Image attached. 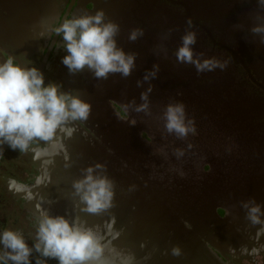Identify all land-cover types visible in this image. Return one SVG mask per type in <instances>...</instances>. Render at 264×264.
Listing matches in <instances>:
<instances>
[{
  "label": "flooded vegetation",
  "instance_id": "obj_1",
  "mask_svg": "<svg viewBox=\"0 0 264 264\" xmlns=\"http://www.w3.org/2000/svg\"><path fill=\"white\" fill-rule=\"evenodd\" d=\"M30 1L0 0V13L3 15H0V21L3 23L0 27V62L11 57L22 66L37 67L44 73L45 83L62 84L64 91L78 92L81 98L89 92L85 90L88 89L86 86L95 88V82H98V88H101L103 85H107L105 82H108L109 79L97 80L87 69L73 77L61 64V57L65 53L61 46V37L55 34L54 29L65 19L83 13L94 14L96 10L103 9L108 19H113V21L118 19L130 24L129 31L137 27L142 28L144 34L147 33L150 24H155L159 20H166L169 24L174 20L181 24L183 22L185 29L188 28L186 21L191 19L194 25H192L193 29L199 31L196 35L198 44L193 48L194 52L203 53L202 59L226 60L228 66L223 71L216 69L211 72L199 73L198 79L197 76L193 79V85L188 84L192 89L193 97L190 96L192 93L189 94L186 91V86H183V92L172 93L174 98L187 97L181 98L179 101L183 104L186 103L187 117L195 122L196 133L190 134L187 141L179 140L174 135L167 133L160 138L158 131L163 133L164 129L158 125L153 128L152 120L139 119L140 113H136L137 119H139L138 123L141 124L140 133L145 135L144 138L153 139L152 134L150 137L147 131L149 128H153V135H158L154 141H148L151 148L142 152L156 159L161 167L162 176L166 177L169 183L173 179L176 167L183 166V171L191 172L189 175L196 178L199 165L206 169L210 167L208 161H215L216 169L222 173L220 180L225 181L217 184L216 180L204 178L202 173H198L200 188H202V181H206L209 186L217 185L219 187L220 197H237L239 202L249 198H260L264 195V191H262L264 183L254 186L251 183L253 180H257L256 177H260L263 170L259 168L264 166V45L259 43L258 35L250 32V28L253 26L251 17L257 11L256 0H54L56 3L53 4V11H50L51 1L45 0L43 15L42 0H39L41 4L35 1L37 8L35 16L31 15L27 9L30 6L28 4ZM194 9L195 12H193ZM107 12L112 13L113 16L110 17L111 15L109 16ZM190 13H193L194 16ZM196 15L197 17H195ZM32 16L35 17V20L31 24ZM46 20V26L42 31V21ZM23 22H25V26L21 27ZM239 22L243 25L242 29L234 27V25H240ZM31 26H34V29L31 30ZM30 33L34 35H30ZM178 34L176 33V37L180 41L178 43L180 45L179 36L181 34ZM27 36H29L28 41H26ZM159 36L164 35L158 33L155 36H149L150 40L146 43H150L151 46L145 45L143 49L148 48L145 51H141L143 49L136 50L138 47L136 44L140 45L138 40L136 42L129 41L131 46L127 52L136 50L138 54L136 68L127 78L119 76L121 81L129 85L136 84L137 80L143 78L142 71L150 70L155 64L154 61L164 62L162 64L166 69L179 66L175 63L174 52L177 48L173 46L172 41L164 44L165 48L169 47L166 55L164 53L161 57L154 58L155 51L160 49L156 44L152 47V44ZM173 36L171 35V37ZM123 38V35L116 37L118 46L125 48L127 43ZM139 39L141 41L142 37ZM189 68L193 74H196L194 66L190 65ZM177 71L178 79L187 76L186 71L179 69ZM88 76L94 79L89 80ZM162 76L163 80L169 82L170 77L165 78L164 73ZM151 84L155 88L159 83L156 79H152ZM144 86L141 90L126 86L130 91L135 90L134 96L131 94L122 95L123 99L132 97L131 99L135 98L136 103H141L140 93L147 88V82L144 83ZM110 93L104 88L101 99L113 103L120 117L125 118L127 114L124 113L121 104L115 100L117 99L116 93L113 95L115 99L110 96ZM104 106L105 109L109 108L105 104ZM155 118L156 115L153 120ZM78 122L87 128L83 122ZM115 126H118L119 129L116 131L119 143L131 144L140 140V138L126 140L123 135L127 133L129 127L125 123L121 127L117 121ZM121 128L124 130L122 133ZM129 131L133 134L131 130ZM222 136H227L230 142H227V139ZM188 143L193 145L190 150L187 149ZM184 144H186L185 155L178 160L173 155V149L179 147L183 149ZM44 147L45 145L38 142L34 144L33 150L20 153L5 145L3 157H0V231L12 229L22 232L29 245L33 242L31 237L35 231L34 226L39 209L42 208V194L46 195L48 191L45 188L42 192V149ZM120 149L122 160L129 156L131 158L132 156L133 158L141 157V153L139 154L136 150L134 154L126 155L127 147ZM36 152L41 153L39 158L35 156ZM206 154L208 155L207 159H204ZM257 158H260L259 164H253ZM123 168L121 167L124 171ZM241 169H244V175H240ZM194 178L192 179L195 180ZM38 179L41 182L35 185L34 190L27 191V197L20 194L21 187H26L22 185H32ZM56 179L60 180L61 178L57 177ZM43 181H46L45 177ZM183 185L189 188L187 182H183ZM200 188L195 189L199 191ZM201 196L203 206L205 205L204 193ZM36 198L40 199L39 202ZM217 212L223 215L226 210L218 206ZM255 240V247L252 246L251 253L244 251L238 256H231L227 252V256H224L217 251V255L225 264H264V252L259 249L262 247L261 242L264 240V235H256L254 238L248 239L250 243ZM48 264H57V262L48 260Z\"/></svg>",
  "mask_w": 264,
  "mask_h": 264
},
{
  "label": "clouds",
  "instance_id": "obj_2",
  "mask_svg": "<svg viewBox=\"0 0 264 264\" xmlns=\"http://www.w3.org/2000/svg\"><path fill=\"white\" fill-rule=\"evenodd\" d=\"M256 6L250 32L258 35L259 43L264 45V0H256ZM186 23L188 28L192 27L191 19ZM234 27L242 29L243 25ZM120 31V25L108 19L103 9L96 10L94 14L83 13L65 19L54 29L55 34L61 37L65 53L61 64L72 75L87 69L97 80H107L114 74H120L121 78L131 76L138 54L125 52L118 46L116 37ZM171 31L169 29L161 39H168ZM143 36L144 30L137 27L128 32L127 38L135 42ZM180 40L174 52L177 63L194 66L198 74L227 68L226 60L202 59L203 53L194 52V31L186 30ZM158 48L167 54L163 44ZM158 73V64L145 70L143 78L136 81L138 88L146 82L148 84L140 93L141 103L137 104L135 98L123 103L124 113L152 115L151 80L157 78ZM91 110V103L82 99L78 92L64 91L62 84L55 82L45 83L44 73L37 67L22 66L11 57L0 62V157H3L5 145L13 151L27 153L38 142L45 145L44 154L48 157L61 154L65 151L64 141L71 139L76 132L75 123L87 121ZM158 119L163 122L164 131L179 140L186 141L190 134L196 133L195 122L187 117L181 102L170 101ZM128 123L134 126L137 121L132 118ZM192 147L191 143L187 144V149ZM40 155V152L35 153L37 158ZM173 155L179 160L185 155V149L175 148ZM80 172L81 175L71 184L74 207L94 216L107 213L110 218L101 224L88 225L79 215L69 219L41 208L31 245L22 232L12 229L0 231V264H33V260L34 264H48V260H55L57 264H134L132 253L117 250L111 245L121 232L114 228L116 220L110 212L115 207V182L108 176L106 165L97 162L80 169ZM38 182L41 181L38 179ZM134 188L130 187L129 191ZM241 206L246 210V219L251 225L264 226V219H261L264 211L254 198L241 201ZM108 236L111 239H107ZM170 252L174 257L182 255L179 245L171 246Z\"/></svg>",
  "mask_w": 264,
  "mask_h": 264
},
{
  "label": "water",
  "instance_id": "obj_3",
  "mask_svg": "<svg viewBox=\"0 0 264 264\" xmlns=\"http://www.w3.org/2000/svg\"><path fill=\"white\" fill-rule=\"evenodd\" d=\"M35 1L41 4L39 0H31L28 4H35ZM44 1L45 0H42V15L45 10ZM0 15H2V13H0ZM34 20L35 17L32 16L30 18L31 24ZM46 23L47 20L44 22L42 21V31L44 30ZM239 23L241 24V22ZM252 23L254 24L253 20ZM166 27L165 30H167L166 33H168V30L171 29L172 26L168 22ZM32 28L33 26H31V29ZM177 29L178 28L172 29L170 37L166 40L161 39L163 36L157 37L154 44H152V47L153 45L155 46V44L156 46H159L172 41L175 44L173 46L177 48L179 46V44L176 43L178 38L175 35ZM158 33L160 35L166 34L163 30H159ZM171 35L174 36L171 37ZM123 40H125L124 42L127 43V46L122 48L127 52L131 45H129L128 39L123 38ZM138 41L140 42V39H138ZM136 45L139 46V44ZM195 46L196 45H193V48ZM175 63L179 66L182 65L181 63H177V61ZM195 72L196 74H193L191 81H189L186 76L182 78L185 81L183 86H188V84L193 83V79L199 75L196 70ZM119 76L120 74L109 75L108 82H105L107 85H103L101 88H98V86L95 88H89L85 85L88 88L85 90L89 92L82 97V99L91 103L92 112L95 111V113H97L98 109H100L101 111L97 113L101 118L100 121H104L112 127V136L107 140V149L94 147V144L98 143L97 140L101 141L103 138L101 132L98 130L99 128L94 124V117L92 116H90L87 121H81L87 128H84L78 121L75 123L76 134H74L71 139L64 141L65 151L61 154L54 157H48L44 154L45 147L42 149V192L45 188L48 190L46 195L42 194V208H47L52 215H65L66 218L69 219H71L73 215H79L88 225L101 224L103 221H107L110 218L107 213L103 216H94L81 212L79 208L74 207L75 198L72 195L73 189L71 184L73 179L78 178L81 175L80 169L99 162L106 165L108 176L115 182V207L110 209V212L115 216L116 222L114 228L120 231L121 235L117 239L112 240L111 245L117 250L132 253L135 257L134 264H207L208 260L211 261L210 264H225L218 257L217 251L221 252L224 256H227V252H229L231 256H238L244 251L251 253L252 247L248 239L254 238L258 234H264V226L250 224L246 219V210L238 205L239 199H237V197H220L219 187L217 185H214L213 187L209 186L206 181H202V188L197 184L200 181V178L197 177L198 173H202V177L210 179H216L222 175L219 170L213 171L215 167L217 168L215 161H208L210 166L208 170L203 169L201 165H199L198 170L196 171V178L189 175L191 172H181L179 168L176 167L174 171L175 176L169 183L171 187L161 185L162 192L156 188L157 183H160L159 180L163 178L161 167L154 157L151 155H145L142 152L146 149H150L151 145L149 142H146L141 138V124L138 122L139 119L146 118L149 121H153L151 122L153 128L158 125L162 129L163 122L159 120L158 117L153 120L154 114L157 113L155 111L156 106H151V116H145L143 113H140V118L137 119V114L130 111L129 113H126L127 116L125 118H122L117 110H115L113 103L108 101L105 102L101 99L103 98L101 93H104V88H106L111 92L110 96L112 98L115 97L113 95L116 93L117 99H113L122 105L125 101L132 100V97H126L123 99L124 97H122V95L127 94L128 96L131 94L134 96L135 90H141L145 87L138 88L136 84L129 85L124 81H121ZM90 79L94 78L90 76ZM176 79H178V77H176ZM126 86L135 90L130 91L129 87ZM190 96L193 97V93ZM181 98H171L169 102H180L179 100ZM168 103H161L162 110ZM104 104L109 106V108L105 109ZM184 106L187 107L186 103ZM185 110H188V108ZM132 118L137 121L134 126L128 123V120ZM117 121L121 124V127L124 126L125 123L126 126L129 127V130L133 132V134L125 133L123 135L126 137L127 141L136 138L142 139L137 140L138 144L132 142L131 144L123 145V147L125 146L127 149L133 146L141 149V153H143L141 155V160L144 161V163L142 162L143 165H141L143 169L142 172L140 168V171L136 169L128 170L127 168H123V171L121 169V167H125L124 161H127L129 166L133 167V165L137 163V161H135L136 158L134 160L133 158L131 160L128 158L122 160V157L117 155H114L113 157L112 155L111 150H118L119 152L120 148H114L116 142L119 140L118 134L116 133L119 129L118 126H115ZM96 122L99 121L96 120ZM153 128H149L147 131L149 132L150 137L152 134V140L154 141L156 137L158 138V135H153ZM129 130L127 129V132H130ZM123 131V128H121V133ZM158 132L160 138L166 134V132ZM128 151L129 150H126V153H128ZM207 156L208 155L206 154L204 159H207ZM49 159L51 160L50 164L47 163ZM128 175L132 176L131 180H129ZM44 177L46 178L45 182L43 181ZM57 177H60L61 179L57 180ZM185 177H188L187 180ZM143 178H145L144 183L137 180ZM189 179L195 181L196 185L194 186V189H201V191H197L196 193V201L199 199L202 200V193L208 196L207 202L209 203L206 202V205H201L202 207L200 206V209H195L193 206L194 204L185 205L187 201H177L178 195H181L185 191L183 188L180 189L183 182H189ZM135 180H137L136 183ZM129 182L133 184H129ZM35 185H38V180L32 185H22L26 187H21L22 191L20 194H24V196L27 197V191L30 192V190H34ZM132 186H135L134 190L129 191ZM14 187L19 189V187ZM134 192H138L139 195H130V193ZM166 193L176 194L175 197L177 196V198L174 200L173 197H170L171 194L170 196H167L165 195ZM155 195L166 198L170 204V209H155L152 206L155 200ZM263 196L264 195L260 196V198H255L257 203L261 205L262 211H264ZM36 199L37 202H39L40 199ZM130 203L134 204V210L129 208ZM218 206L225 208V215L222 216L217 212L216 209ZM233 209H235V211L231 214ZM236 212L238 213L236 214ZM261 219H264V216H262ZM238 227L239 230H237ZM224 228H226L227 232L224 231ZM106 238L111 239L110 236ZM173 245L180 246L182 249L181 256L174 257L171 255L170 248Z\"/></svg>",
  "mask_w": 264,
  "mask_h": 264
},
{
  "label": "bare ground",
  "instance_id": "obj_4",
  "mask_svg": "<svg viewBox=\"0 0 264 264\" xmlns=\"http://www.w3.org/2000/svg\"><path fill=\"white\" fill-rule=\"evenodd\" d=\"M194 6V5H193ZM198 10V9H197ZM193 11V10H192ZM193 12H195V9H194V11ZM197 12V11H196ZM191 15H193V13H190ZM194 16V15H193ZM195 17H197V15L195 16ZM111 20H113V19H111ZM116 23H118L119 25H120V29H121V31H120V34L119 35H123L124 36V38H126V39H128L127 37H128V32H129V29H130V24H127V23H124L123 21H119L118 19H116V21H115ZM193 24V23H192ZM168 25V22L166 21V20H159L157 23H155V24H150V26L148 27V31H147V33L146 34H144V36L142 37V39H141V43H140V45L137 47V49L136 50H141V49H143L144 48V46L145 45H147V44H149L148 45V47H150L151 46V44L150 43H146V41H149L150 40V38H149V36H155V35H157L158 34V31L159 30H163V32H166L167 30H165ZM170 25L172 26V28L171 29H174V28H178V30L180 31L179 33L181 34L179 37L181 38V36L185 33V31L186 30H189V31H194L195 33H196V35H197V33H199V31L197 30V29H193V27H191V28H185L184 29V24H181V22H179V21H177V20H174V21H172L171 23H170ZM159 27H161V28H159ZM124 29V30H123ZM178 41V40H177ZM176 41V43H179L180 41H178L177 42ZM198 44V38H197V36H196V44L195 45H197ZM173 45H175L174 43H173ZM167 50L169 49V47H167L166 48ZM135 50V53H137V51ZM145 50H148V48H145V49H143V50H141V51H145ZM164 54V52L163 51H161V50H156L155 51V57L154 58H159V57H161L162 55ZM153 58V59H154ZM151 62V61H150ZM154 63L155 64H158L159 65V73H158V76H157V78H155L157 81H158V85L154 88V86H153V91H152V93L150 94V102H151V106H156V114H154V115H156V118L157 117H159L160 116V114H161V112H162V105H161V103L162 102H165V103H168L169 102V100L171 99V98H174L173 96H172V93L174 92V93H179V92H183L182 90L184 89L183 88V83L185 82L183 79H176V77L178 76V69L179 70H182V71H186V73H187V76H186V78L189 80V81H191V79L193 78V71H191V70H189L190 68V64H182V65H180V66H178V67H170L169 69H166L164 66H163V64H164V62H161V61H154ZM163 63V64H162ZM144 72H145V70L144 71H142V74L144 75ZM162 73H164V76H165V78L166 77H170V79H168V81L169 82H167L166 80H163V76H162ZM88 78H89V80H91L90 79V76H88ZM197 79H198V76H197ZM95 85L96 86H98V82H95ZM191 85H193V83L192 84H190V86ZM190 86H186V91H188L189 93H192V89H191V87ZM99 111H101L100 109H98V111H97V113L99 112ZM97 113H95V111L94 112H92L91 111V114H90V116H92V117H94V124L95 125H97V127L99 128L98 130H99V132H101V136H102V140L101 141H99V140H97L98 141V143H96V144H94V147H98V148H100V149H107L108 148V142H107V140L112 136V127L109 125V124H107V123H105L104 121H100V117L97 115ZM97 117H99V118H97ZM96 120L97 121H99V122H96ZM127 134H129V133H127ZM125 144H127V142H124V144H122L121 142L119 143V142H116V144H115V147L114 148H121V147H123V145H125ZM113 146V145H112ZM186 147V144H184L183 145V149ZM127 150H129L128 151V153L126 154V155H128V154H134L135 152V150H136V148L133 146V147H129ZM111 152H112V155H113V157H114V155H117V156H119V157H121V155H120V153L118 152V150H111ZM142 155V154H141ZM126 159L128 158V157H125ZM259 159L260 158H257L254 162H253V164H256V165H258L259 163ZM137 160H141V157L140 156H136V161ZM264 161V160H263ZM125 167L124 168H127L128 170H130V169H136V170H138V171H140L139 170V168L141 169V172L143 171V169H142V167L140 166V165H142V162L141 161H137V163H135L134 165H133V167L132 166H128L127 165V161L125 162ZM256 167V166H255ZM179 169L180 170H182L183 169V167L182 166H179ZM259 169H262L263 170V172L262 173H260V177H256V179L257 180H253L252 182H251V179H250V177L248 176V178H249V180H250V182L252 183V185L254 186V185H256V184H262V183H264V166H262V167H260ZM183 171V170H182ZM213 171H217V169H216V167L213 169ZM240 172H241V174L240 175H244V169H241L240 170ZM175 176V174L173 175V177ZM263 176V177H262ZM220 178V177H219ZM219 178H216V179H214V178H211V179H213V180H216V182H217V184H220V183H222V182H224L225 180H220ZM132 178H129V180H131ZM137 180H140V181H142L143 183L145 182V178H143V179H137ZM137 180H135V183L137 182ZM149 180H151V179H149ZM187 180V179H186ZM187 182V181H186ZM188 183V185H189V188H187L188 189V192H190V190H193L194 189V186L196 185V184H193V183H190V182H187ZM264 185V184H263ZM184 187H186L185 185H183L182 184V186H181V188H184ZM190 187H193V189L192 188H190ZM263 189H264V186H263ZM199 191H201V190H199ZM262 191H264V190H262ZM130 195H139L138 194V192H134V193H130ZM227 197V196H226ZM229 197V196H228ZM230 198V197H229ZM238 205H239V207L241 206V201L240 202H238ZM129 208L130 209H132V210H134L135 209V206H134V204L133 203H130L129 204ZM234 211H235V209H233L232 210V213L231 214H233L234 213ZM238 212H236V214H237ZM236 219V218H235ZM264 233V232H263ZM259 235H261V234H258L257 236H259ZM210 260H208V263L207 264H210Z\"/></svg>",
  "mask_w": 264,
  "mask_h": 264
},
{
  "label": "rangeland",
  "instance_id": "obj_5",
  "mask_svg": "<svg viewBox=\"0 0 264 264\" xmlns=\"http://www.w3.org/2000/svg\"><path fill=\"white\" fill-rule=\"evenodd\" d=\"M48 1H51L50 2V11H53L54 10V5L53 4H55L56 3V1H54V0H48ZM30 6L29 7H27V9H29V13H31V15H34L35 16V13H36V10H37V8H36V5L35 4H29ZM152 8H153V6H152ZM108 14H109V16L110 17H112L113 15H112V13H110V12H107ZM255 15V14H254ZM253 15V16H254ZM253 16L251 17V20H253ZM254 22V21H253ZM182 24H183V22H182ZM3 25V23L0 21V27ZM241 25V24H240ZM25 26V22H23V23H21V27H24ZM33 28H34V26H33ZM32 28V29H33ZM31 29V30H32ZM176 33L178 34L179 33V30L177 29V31H176ZM176 33H175V35H176ZM30 35H31V33H30ZM29 35V36H30ZM32 35H34V34H32ZM179 35V34H178ZM29 36H27V38H26V41H28V37ZM253 55V54H252ZM254 56H255V53H254ZM73 77H74V75H72ZM76 78V77H75ZM127 133H129V134H131L130 132H127ZM143 137H141L144 141H146V142H151V140L149 139V138H144L145 137V135H142ZM224 139H227L226 141L227 142H230V140H229V138L227 137V136H222ZM142 139H140V140H142ZM125 147V146H124ZM140 150L141 149H139V148H136V151H138L139 152V154L141 153L140 152ZM120 152H122L121 151V149L119 148V153ZM141 154H143V153H141ZM132 158H133V156H132ZM131 158V156H129L128 157V159H132ZM136 157H134L133 158V160L135 159ZM135 161H136V159H135ZM142 161V160H141ZM143 163H144V161H142ZM127 165L129 166V164L127 163ZM183 167V166H182ZM148 169H150V168H148ZM207 170H208V168H206ZM180 170V169H179ZM144 171H146V170H144ZM181 172H182V170H180ZM113 172V171H112ZM174 175V174H173ZM128 177L129 178H132V176H130V175H128ZM263 177V176H262ZM264 178V177H263ZM185 179H187L186 177H185ZM190 180V179H189ZM159 182H160V184L162 185V186H167V187H171L170 186V184H169V182H168V179L166 178V177H163L161 180H159ZM162 182V183H161ZM190 183H193V184H195V181H189ZM129 184H133V183H130L129 182ZM160 184H158V185H156V188L158 189V190H160L161 192L163 191L162 190V188H161V186H160ZM198 184V183H197ZM155 186V185H154ZM188 187H184L183 189L185 190L184 191V193H182L181 195H178V202H180V201H187L186 203H185V205H190V204H194L193 206H194V208L196 209V208H198V209H200V206L202 205V200H195L196 198V193H197V191H195V189H193V187H190V188H192L193 190H190V192L189 193H191V194H189L188 193V189H187ZM151 189V188H150ZM150 189H147V190H150ZM170 194L171 193H166L165 195H167V196H170ZM176 195V194H175ZM175 195L174 194H171V196L170 197H173V199L175 200L176 198H177V196L175 197ZM157 196V197H156ZM155 197V200H154V203H153V207L155 208V209H159V210H165V209H170V204H169V202L167 201V199L166 198H164V197H158V195H155L154 196ZM204 197H205V201H204V204L206 205V202L208 201L207 200V197L208 196H206V195H204ZM187 199V200H186ZM208 203V202H207ZM157 207V208H156ZM202 207V206H201ZM205 207V206H204ZM217 210V209H216ZM223 215H225V214H223ZM222 215V216H223ZM202 223H203V220H202ZM237 230H239V227L237 228ZM224 231H226L227 232V230H226V228H224ZM264 235V234H263ZM261 242V241H260ZM252 243V245H251V247L252 246H254L255 247V243H256V240L255 241H252L251 242ZM250 243V244H251ZM261 244H262V247L261 248H259L260 250H262L263 252H264V240H263V242H261ZM259 247V246H258ZM253 249H251V251H252ZM227 254V253H226Z\"/></svg>",
  "mask_w": 264,
  "mask_h": 264
},
{
  "label": "trees",
  "instance_id": "obj_6",
  "mask_svg": "<svg viewBox=\"0 0 264 264\" xmlns=\"http://www.w3.org/2000/svg\"><path fill=\"white\" fill-rule=\"evenodd\" d=\"M193 25V24H192ZM194 26V25H193ZM210 44L208 43V46H209ZM220 212H221V210H219Z\"/></svg>",
  "mask_w": 264,
  "mask_h": 264
}]
</instances>
